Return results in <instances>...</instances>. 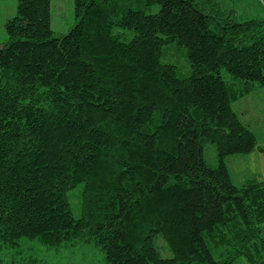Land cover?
<instances>
[{
	"label": "trees",
	"instance_id": "1",
	"mask_svg": "<svg viewBox=\"0 0 264 264\" xmlns=\"http://www.w3.org/2000/svg\"><path fill=\"white\" fill-rule=\"evenodd\" d=\"M213 3L75 0L57 35L51 0H18L0 45V264H61L38 243L106 264H264V178L237 186L226 163L264 152L234 107L264 87V19ZM173 44L188 75L163 60Z\"/></svg>",
	"mask_w": 264,
	"mask_h": 264
},
{
	"label": "rangeland",
	"instance_id": "2",
	"mask_svg": "<svg viewBox=\"0 0 264 264\" xmlns=\"http://www.w3.org/2000/svg\"><path fill=\"white\" fill-rule=\"evenodd\" d=\"M221 9L233 12L238 21L264 19V0H212ZM215 4V3H213ZM18 0H0V45L8 39L5 22L17 14ZM211 5V4H208ZM215 4V6H218ZM75 0H51V26L57 35L67 33L76 24ZM163 60L173 63L183 75H188L191 66L184 48L173 44L166 49ZM235 110L243 121L256 133L259 143L264 145V87L257 88L249 95L234 103ZM205 157L211 165L218 164L217 150L214 144L205 146ZM260 153L235 154L227 156L232 181L241 186L251 177H264V158ZM82 185L70 192L73 211L76 217L81 214L80 192ZM41 253L51 262L61 264H106L105 254L97 248H89L78 253H60L53 248L38 243ZM235 264H247L244 257H239Z\"/></svg>",
	"mask_w": 264,
	"mask_h": 264
},
{
	"label": "crops",
	"instance_id": "3",
	"mask_svg": "<svg viewBox=\"0 0 264 264\" xmlns=\"http://www.w3.org/2000/svg\"><path fill=\"white\" fill-rule=\"evenodd\" d=\"M254 152H256V153H260L262 156L261 157H263L264 158V152H260V151H254ZM254 152H252V153H254ZM264 178V177H263Z\"/></svg>",
	"mask_w": 264,
	"mask_h": 264
}]
</instances>
